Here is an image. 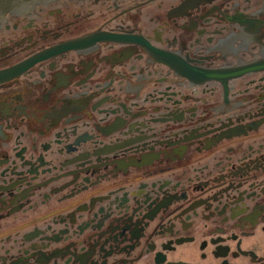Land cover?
<instances>
[{"label": "flooded vegetation", "instance_id": "obj_1", "mask_svg": "<svg viewBox=\"0 0 264 264\" xmlns=\"http://www.w3.org/2000/svg\"><path fill=\"white\" fill-rule=\"evenodd\" d=\"M12 15L0 264H264V0Z\"/></svg>", "mask_w": 264, "mask_h": 264}, {"label": "water", "instance_id": "obj_2", "mask_svg": "<svg viewBox=\"0 0 264 264\" xmlns=\"http://www.w3.org/2000/svg\"><path fill=\"white\" fill-rule=\"evenodd\" d=\"M43 0H0V15H2L7 9L23 8Z\"/></svg>", "mask_w": 264, "mask_h": 264}, {"label": "bare ground", "instance_id": "obj_3", "mask_svg": "<svg viewBox=\"0 0 264 264\" xmlns=\"http://www.w3.org/2000/svg\"><path fill=\"white\" fill-rule=\"evenodd\" d=\"M50 1H53V0H43V1H41V2H38V3H36V4L30 5V6H27V7H23V8H14V9H7V10H8V12H9L10 14L20 15V14H23V13H27L28 10H30L31 8H33V7H34L35 5H37V4H40V3H42V4H46V3L50 2ZM0 20H3V19H1V15H0Z\"/></svg>", "mask_w": 264, "mask_h": 264}, {"label": "rangeland", "instance_id": "obj_4", "mask_svg": "<svg viewBox=\"0 0 264 264\" xmlns=\"http://www.w3.org/2000/svg\"><path fill=\"white\" fill-rule=\"evenodd\" d=\"M57 1H60V0H53V1H50V2H48V3H46V4H42V3L37 4V5L34 6V9L37 8V7H43V6H46V5H49V4H54V3L57 2ZM20 15H24V13H23V14H20ZM9 18H13V15L10 14V13L8 12V10H6V11L1 15V19H3V20H0V23H1L2 21H5V20L9 19Z\"/></svg>", "mask_w": 264, "mask_h": 264}]
</instances>
